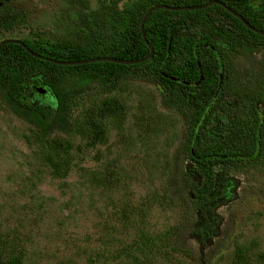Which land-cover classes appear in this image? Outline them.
I'll use <instances>...</instances> for the list:
<instances>
[{
  "label": "rangeland",
  "instance_id": "obj_1",
  "mask_svg": "<svg viewBox=\"0 0 264 264\" xmlns=\"http://www.w3.org/2000/svg\"><path fill=\"white\" fill-rule=\"evenodd\" d=\"M82 1L10 0L6 7L17 20L0 40L31 39L30 30H37L50 44L94 55L120 39L150 0ZM216 43L229 96L246 103L264 88V39L243 35ZM138 71L128 68L112 80L71 69L35 74L30 102L51 109L62 104L69 123L65 131L52 129L42 145L33 126L6 107L0 89V260L264 264V163L221 174L222 196L206 206L210 235L199 240L192 226L200 219L183 189L185 121ZM46 154L61 163L59 172Z\"/></svg>",
  "mask_w": 264,
  "mask_h": 264
},
{
  "label": "trees",
  "instance_id": "obj_2",
  "mask_svg": "<svg viewBox=\"0 0 264 264\" xmlns=\"http://www.w3.org/2000/svg\"><path fill=\"white\" fill-rule=\"evenodd\" d=\"M221 1L252 26L264 30L261 0ZM8 2L10 0H0V32L10 30L17 20L16 12L6 7ZM201 3L200 0H150L145 8L137 11L120 39L94 55H85L80 47L50 44L37 30H30L31 39L20 40L30 51L49 59L71 61L112 56L134 60L148 52L139 32L140 18L148 7ZM77 15L78 21L85 26V13L78 9ZM142 29L145 39L152 45L153 54L143 62L128 65L108 61L61 65L33 57L16 43L1 44L3 101L33 126L31 135L42 145L52 129L65 131L69 123L62 104L51 109L30 102V95L38 89V80L33 78L35 74L46 77L48 73L71 69L83 77L100 76L112 80L120 72L136 67L139 70L136 74L153 81L165 104L176 108L185 121L181 152L189 164V171L183 173V189L188 191L192 209L200 219L192 226V233L204 241L210 235L206 206L222 196L226 183L221 174L243 163H264V88L254 89L246 103L230 98L227 68L216 40L237 39L243 35L255 40L264 39V36L247 29L217 4L190 10L155 9L146 17ZM47 83L54 88L52 81ZM93 126L99 128L97 123ZM46 155L53 171L59 172L61 163ZM0 264L23 263L7 258L0 260Z\"/></svg>",
  "mask_w": 264,
  "mask_h": 264
},
{
  "label": "water",
  "instance_id": "obj_3",
  "mask_svg": "<svg viewBox=\"0 0 264 264\" xmlns=\"http://www.w3.org/2000/svg\"><path fill=\"white\" fill-rule=\"evenodd\" d=\"M212 4H217V5L221 6L227 12L231 13L234 17H236L247 29H249V30H251V31H253L259 35L264 36V30L259 29V28H255L254 26H252L239 13H237L232 8L227 6L221 0H206L203 3L198 4V5L172 6V5H168V4H154V5H151L150 7H148L146 9V11L144 12V14L142 15V17L140 18V21H139V32H140L142 40L144 41V43L147 46L148 52L143 57L138 58V59H134V60L115 58L112 56H93V57H88V58L78 59V60H71V61L49 59V58L42 57V56L30 51L27 47H25V45L23 44V42L19 38H12V37L4 38V39L0 40V45L3 43H16V44L22 46L25 49V51L28 52L33 57L49 60L50 62H53L56 64H61V65H76V64H83V63L97 62V61H108V62H113V63H117V64H125V65L135 64V63L143 62L144 60L150 58L153 54L152 45L149 44L147 42V40L145 39L144 34H143V29H142L143 23H144L146 17L150 14V12H152L155 9H167V10L201 9V8H204V7L212 5Z\"/></svg>",
  "mask_w": 264,
  "mask_h": 264
}]
</instances>
